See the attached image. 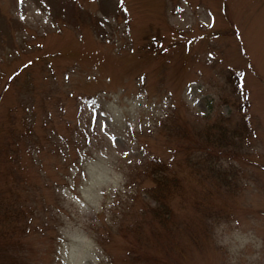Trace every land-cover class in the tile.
Segmentation results:
<instances>
[{"label": "rangeland", "instance_id": "obj_1", "mask_svg": "<svg viewBox=\"0 0 264 264\" xmlns=\"http://www.w3.org/2000/svg\"><path fill=\"white\" fill-rule=\"evenodd\" d=\"M27 109L35 133L13 143ZM219 118L244 136L202 146ZM7 141L0 193L32 219L0 238L9 264H264V0H0Z\"/></svg>", "mask_w": 264, "mask_h": 264}, {"label": "trees", "instance_id": "obj_2", "mask_svg": "<svg viewBox=\"0 0 264 264\" xmlns=\"http://www.w3.org/2000/svg\"><path fill=\"white\" fill-rule=\"evenodd\" d=\"M154 42H152L153 45L150 46L154 50L161 49L162 54H166L169 50L168 46H163L158 43L157 37L153 38ZM152 40V41H153ZM152 49V50H153ZM22 67H25V64L22 65ZM230 77V81L234 85V88L236 91H239L240 94H244V91H241L239 86V73L236 72H229L228 73ZM27 114H25V117H23L20 121L17 120L20 127L25 126V131H23V128H19L18 123V129H10L11 133V140L13 143H17L21 138L27 137V135L30 137L33 133H35V117L32 114L33 112L29 109H27ZM16 120V117H14ZM174 129V128H173ZM198 134L201 138V141H206V144H203L202 146H205L210 148V144H216V145H227L228 144V138L230 136L235 137L244 136L243 130L239 129H230L227 125V120L225 118H219L214 124L210 126H206L202 130H198ZM176 132V130H175ZM250 131H247V134ZM172 133V130H171ZM173 134H175L173 132ZM198 134H196L198 136ZM199 138V139H200ZM202 143V142H201ZM10 150H13L16 156H12V152ZM17 148H12L11 143L7 141L6 144H0V172L6 173L4 171L5 168H3L4 162L11 163V161L15 162V159L17 157L16 163L19 162V157L16 154ZM232 155L234 156V153L232 152ZM8 157L12 158L11 160H8ZM8 160V162H7ZM12 162V163H13ZM144 170L140 171V173H145L147 177H150L153 182L154 186L147 188L146 193L147 197L151 198L155 201L154 206H150V211L154 215V217H158L162 222L166 221L167 217L170 214V206L168 205V194H169V181L166 179L165 169L156 161H153L149 163L147 166L143 168ZM175 179V178H174ZM176 180V179H175ZM11 188L5 187V189H1L0 193V238H7L6 241H10L8 236H17L22 231L25 232V230L28 228V223L32 219L29 218V214H27L14 202H10V199L7 195H4V192H11ZM61 193L59 192V195ZM33 213V212H32ZM7 229V230H5ZM5 230V231H4ZM9 249V247L7 246ZM3 251H0V254H2ZM0 264H9L5 258H0Z\"/></svg>", "mask_w": 264, "mask_h": 264}, {"label": "snow or ice", "instance_id": "obj_3", "mask_svg": "<svg viewBox=\"0 0 264 264\" xmlns=\"http://www.w3.org/2000/svg\"><path fill=\"white\" fill-rule=\"evenodd\" d=\"M21 2H23V0H21ZM116 3L117 4L123 3V0H116ZM36 11L39 12L40 9L37 8ZM125 11H127V9H125ZM21 18H24V17H21ZM210 54L214 55V53H210ZM27 63L30 65L33 63V61L29 60ZM13 75H15V73ZM109 79H111V77H109ZM93 107H95V102H93ZM95 115H96L95 113L90 114L89 125L92 126L93 124H95L97 128L104 130V131H109L107 123L104 120H95L94 119ZM109 135H110V138H112L110 132H109ZM127 154L128 153L126 152L124 153V155H127Z\"/></svg>", "mask_w": 264, "mask_h": 264}]
</instances>
